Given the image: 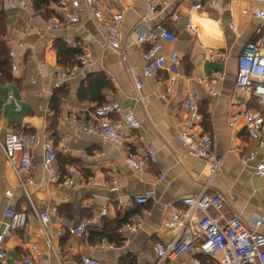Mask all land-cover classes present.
<instances>
[{
    "label": "crops",
    "instance_id": "0c3cea01",
    "mask_svg": "<svg viewBox=\"0 0 264 264\" xmlns=\"http://www.w3.org/2000/svg\"><path fill=\"white\" fill-rule=\"evenodd\" d=\"M22 1L28 5L27 10L0 1V41L7 52L9 73L8 77L0 75V135L11 129L50 139L58 152L54 167L62 174L66 167H73L75 173L72 187L52 182L38 147L33 153L35 170L24 175L23 188L0 150V233L8 223L4 214L7 208L27 215L26 224L6 237L8 264H20L26 259L42 264L56 262L55 253L41 235L27 195L38 210L48 205L57 207L56 212H50L49 232L62 264H82L83 256L94 257L101 264H158L156 244L166 245L178 234L177 228L165 227V220L172 211L184 207L179 202L181 197L201 192L206 183L207 193L222 197L227 216L235 215L248 228L264 233V179L254 175L255 165L264 162V145L247 135L245 118L239 114L242 108L259 106L254 97L240 92L234 84L242 48L258 36V20L251 15L254 0H216L215 5L205 4L200 10L189 9L195 0H156L158 8L143 26L145 31L164 28L177 36L174 43L159 40L164 54L173 49L179 53L175 83L168 92L167 72L142 76L141 55L148 42L137 41L135 28L147 13V0H102L110 10L124 11L119 26V51L104 47L106 32L84 11L75 26L57 18L60 27L49 28L45 23L54 16L50 9L53 0L39 10L33 0ZM188 19L196 28L195 36L185 29ZM28 25L40 28L41 32L27 29ZM63 46L77 50L76 54L90 53L92 62L65 81L61 87L64 95L53 109L49 95L53 69L69 66L75 57L59 55ZM261 51L264 53V48ZM92 74H101L107 80L102 90L103 102H114L122 111L131 110L140 122L135 137L125 139L121 147L83 129L92 121L90 113L98 106L96 101L79 97L80 90L87 85V76ZM135 77H142L138 89ZM205 82L211 84V89ZM190 87L201 113L195 133L210 135L214 154L223 158L220 171L210 180L208 165L199 158L185 156L176 140L177 124L187 116L181 103ZM9 93L20 102L19 109L7 100ZM163 93L164 99L160 97ZM110 118L117 120L118 116ZM231 123L238 151L230 149ZM144 147L155 152L156 165L148 162L146 173L140 175L126 163L125 157L127 153L143 156ZM249 155H254V159L244 164L243 157ZM158 169L165 174L161 181L156 179ZM91 179L97 184L92 185ZM145 192L152 193L145 205L124 209L116 202L118 198ZM104 207L107 214L99 216ZM127 213L138 218L137 229L130 233L119 229V245L109 248L101 243V239L108 241L115 232L113 220ZM92 217H97V223L87 226L84 234L68 231ZM99 232L103 234L101 238ZM203 256L193 251L160 264H219L209 257L210 261H204Z\"/></svg>",
    "mask_w": 264,
    "mask_h": 264
},
{
    "label": "built area",
    "instance_id": "2783aa9c",
    "mask_svg": "<svg viewBox=\"0 0 264 264\" xmlns=\"http://www.w3.org/2000/svg\"><path fill=\"white\" fill-rule=\"evenodd\" d=\"M6 2L10 7H22L27 10L28 5L22 0H0ZM216 0H195L190 4V10H200L205 4L215 5ZM164 1L161 6H164ZM255 6L251 15L258 20L256 40L247 42L237 59V75L234 81L236 88L247 96L254 97L259 109L242 108L240 115L245 118V128L250 138H256L259 143L264 145V0H254ZM147 13L142 17L141 22L136 26L138 32L137 41L148 42L147 48L142 52L141 58L142 76L150 77L156 75L159 71H165L169 74L166 79V90H171L175 83L179 65V53L173 49L168 55L161 52L159 40H166L174 43L177 36L168 29H160L158 32L145 31L143 23L147 22L151 15L157 10L156 0H147ZM53 17L46 21L49 28L60 27L57 20H66L69 25L75 26L80 19V12L84 11L98 27L106 32L103 39V45L114 51L120 50V30L119 26L123 19V9L110 10L102 0H53L50 4ZM246 12V11H244ZM36 17L41 18L40 15ZM32 18L28 15V23L31 24ZM27 29H33L37 33L41 32L38 27L28 25ZM185 29L191 36H195L197 31L188 19L185 23ZM81 49L84 48L80 44ZM13 56H11L12 58ZM92 62L90 53L79 52L75 55L72 63L65 67H55L53 69L54 81L49 95L52 96L56 89L63 86L65 81L76 75L82 66ZM15 69V65L12 64ZM34 82V81H32ZM142 85V77H135V86L138 89ZM207 88L211 89V84L205 82ZM42 95V92H40ZM162 99L166 97L163 93ZM8 101H12L14 106L19 109L20 102L9 93ZM187 111V116L177 124L176 140L182 147L185 156L196 157L203 160L209 169V180L214 177L221 169L223 158L217 157L213 152V139L208 134H196V123L201 119L196 97L193 88H188L187 95L181 103ZM41 108V106H39ZM117 115L118 119H111L110 116ZM75 116V115H74ZM70 116V120L75 117ZM92 121L84 125L83 129L89 134L101 135L105 140L111 142L117 147H121L125 139L135 137V131L140 127L139 120L131 110L122 111L114 102H105L96 106L90 113ZM233 124L231 123V129ZM1 127V121H0ZM230 137L231 150L238 151L234 144V134ZM44 136L48 137L49 134ZM41 147L42 163L50 172L49 179L61 186L72 187L75 173L73 167H66L65 174H62L54 167V162L58 152L48 138L41 139L35 133H17L11 129L6 130L3 136L0 135V150L5 156L9 166L14 171L20 184L24 188V175L32 173L35 170L33 164V153L36 148ZM144 155L136 156L127 153L126 163L140 175H144L147 169V163L156 165L155 152L149 148H143ZM17 154L19 158H17ZM254 159V155L244 156L242 162L249 163ZM254 175L264 179V162H260L254 167ZM164 172L158 169L156 179L163 180ZM208 180V182H209ZM92 185L97 184L93 179ZM115 186V181H112ZM207 183L203 190L197 194L181 197L179 202L184 206L181 209L172 211L164 222L166 228H177L178 234L175 239L164 245L157 243L155 252L158 264L165 260H175L181 255L189 252H198L212 259L219 264H264V233L248 228L237 216H227L223 210V199L218 194H210L206 191ZM28 197V201L37 218L41 235L47 243L49 249L55 253L56 262L62 264L56 252L53 249L52 239L49 232L51 223L50 212H56L57 207L48 205L43 210H38L37 206ZM152 198V193L145 192L134 195L129 198H118L116 202L120 208L128 209L133 205H145ZM5 216L8 218L6 228L0 233V264H8L5 240L13 230L22 228L27 221V215L24 211H17L12 208L5 210ZM107 214V207H104L99 216ZM97 223V217L81 220L75 227L69 228L70 233L82 235L85 228ZM256 223V225H258ZM139 226L138 218L131 216L122 226L121 231L133 232ZM101 243L111 248L113 244L105 239ZM37 245H33V250ZM82 264H101L98 259L91 256H83ZM20 264H42L33 262L29 259Z\"/></svg>",
    "mask_w": 264,
    "mask_h": 264
},
{
    "label": "trees",
    "instance_id": "16d2710c",
    "mask_svg": "<svg viewBox=\"0 0 264 264\" xmlns=\"http://www.w3.org/2000/svg\"><path fill=\"white\" fill-rule=\"evenodd\" d=\"M34 7L39 10L42 7H45L49 0H33ZM77 53V50L67 48L63 46V49H61L60 54L61 56L70 58L74 57ZM8 66V56L7 52L4 49V45L2 41H0V75L3 77H8L9 73L7 71ZM87 85L83 87L79 92V97L81 99H90L91 101H96L97 105H102L104 102V96L102 94V90L107 86V80L106 78L101 74H92L88 75L86 78ZM64 95L63 88L56 89L51 97L50 105L52 108H56L57 105L60 102L61 96ZM130 218V215L127 213L123 218L117 217L115 220H113V225L115 227V232L112 234L111 238H108V242L113 245H119L122 238L119 233V229L122 228L123 224ZM99 238L103 236L102 233H97ZM204 261H210V259L207 256H203Z\"/></svg>",
    "mask_w": 264,
    "mask_h": 264
}]
</instances>
